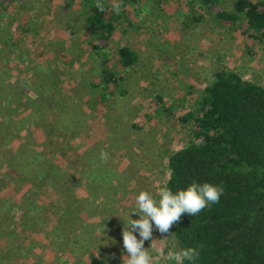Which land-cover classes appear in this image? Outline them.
Segmentation results:
<instances>
[{
	"label": "rangeland",
	"instance_id": "rangeland-1",
	"mask_svg": "<svg viewBox=\"0 0 264 264\" xmlns=\"http://www.w3.org/2000/svg\"><path fill=\"white\" fill-rule=\"evenodd\" d=\"M65 1L0 0V264H58L72 248H91L93 229L107 243L105 232L124 226L129 213L139 219L131 213L136 195L159 199L167 157L188 139L179 117L196 108L215 69L264 87V45L242 32V20L229 26L212 15L230 10L232 0L207 12L197 10L198 0L126 4L101 55L87 47L89 0ZM192 10L202 19L182 29ZM121 45L137 54L133 66L116 70L125 93L95 110L98 62ZM157 94L170 111L155 105ZM152 239L144 247L154 261L175 264L165 258L177 250L170 230L153 226ZM120 250H101L99 264L109 257L123 264Z\"/></svg>",
	"mask_w": 264,
	"mask_h": 264
},
{
	"label": "trees",
	"instance_id": "trees-1",
	"mask_svg": "<svg viewBox=\"0 0 264 264\" xmlns=\"http://www.w3.org/2000/svg\"><path fill=\"white\" fill-rule=\"evenodd\" d=\"M139 0H112L99 10L90 1L82 15L89 34L88 50L104 53V48L121 24L120 14L126 4ZM159 4L165 0H158ZM221 0H198L197 10L207 12ZM72 0L64 3L69 7ZM119 2L117 14L112 5ZM216 21L229 25L243 21L242 32L264 45V0H232L231 9L218 8L212 14ZM203 17L191 11L180 22L186 29ZM124 21V20H123ZM137 62L136 52L126 45L115 49L111 58L98 62L95 83L100 91L94 109L109 96L123 95L122 75ZM155 105L170 111L160 95ZM188 123L187 143L167 157V178L159 187L167 186L176 193L193 182L222 186L219 202L211 204L198 215L182 214L170 228L177 250L194 248L199 255L184 264H264V87L248 81L237 73L218 68L206 81L202 97L191 113L180 116ZM3 141H0V145Z\"/></svg>",
	"mask_w": 264,
	"mask_h": 264
},
{
	"label": "clouds",
	"instance_id": "clouds-1",
	"mask_svg": "<svg viewBox=\"0 0 264 264\" xmlns=\"http://www.w3.org/2000/svg\"><path fill=\"white\" fill-rule=\"evenodd\" d=\"M95 6L101 11L104 10L101 0H96ZM112 8L119 14L121 5L119 2H114ZM101 159L106 160L107 153L102 152ZM222 193V186L207 182L203 184L193 182L186 189L178 190L176 193L163 186L158 191V200L148 191H140L135 197L136 211L131 212L137 213L139 219H132L129 213L122 229L123 248L127 252V256L123 257V264H157L149 248L144 247L145 240L151 242L154 240L153 226L162 235L169 233L171 226L180 220L182 214L198 215L209 205L218 203ZM134 232L139 234V239ZM158 254L165 256L163 249H159ZM198 255L196 249L184 248L178 251L170 250L165 258L175 261V264H184L185 261H194Z\"/></svg>",
	"mask_w": 264,
	"mask_h": 264
},
{
	"label": "crops",
	"instance_id": "crops-1",
	"mask_svg": "<svg viewBox=\"0 0 264 264\" xmlns=\"http://www.w3.org/2000/svg\"><path fill=\"white\" fill-rule=\"evenodd\" d=\"M39 143H42L41 141ZM82 184V183H81ZM81 187V186H80ZM79 192V195L82 196L83 195V192L82 191H78ZM95 212L97 213V208L95 210ZM105 213V212H104ZM95 223H91V226L96 227L94 226ZM98 225V224H96ZM124 226H120L118 225V227L115 225L114 227L111 228V231L110 230H107L109 232H105L106 233V236H108L109 238L107 239V243L105 242H101V240L104 239V237H102L103 235H101L102 233L100 232L99 229L95 228L93 229L94 231H92V234H93V242L95 241L94 244L91 245V248H87V250L84 252V248H79V249H75V248H72L73 251L70 252L69 255H75L77 253L81 254L80 255V258H73L72 259V263L71 262H68V259H69V255L68 253H66V256L64 258L61 259V257H59L60 259H58V264H99V259L97 258L99 252L102 250L105 255L110 253L111 250H113L114 252H119L120 249L118 248H122L120 251L124 250L123 246L120 245V247L116 246V242L118 240H122V229H123ZM97 230V231H96ZM134 235L137 236V238L139 239V234L135 233L134 232ZM101 237L103 239H101ZM104 241V240H103ZM108 241H110L111 243H114V244H108ZM114 246V247H113ZM112 247L114 249H112ZM108 248H111V249H108ZM111 255V254H110ZM117 261L121 262L119 259L116 260V258L113 259V257H109L108 259V264H115ZM48 263L51 264L52 263V260H48ZM118 264H121V263H118Z\"/></svg>",
	"mask_w": 264,
	"mask_h": 264
}]
</instances>
